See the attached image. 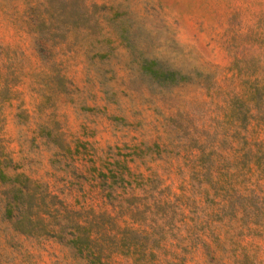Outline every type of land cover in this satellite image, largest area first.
Instances as JSON below:
<instances>
[{
    "label": "rangeland",
    "instance_id": "374dc122",
    "mask_svg": "<svg viewBox=\"0 0 264 264\" xmlns=\"http://www.w3.org/2000/svg\"><path fill=\"white\" fill-rule=\"evenodd\" d=\"M0 264H264V0H0Z\"/></svg>",
    "mask_w": 264,
    "mask_h": 264
}]
</instances>
